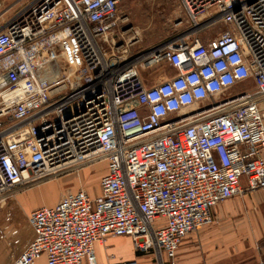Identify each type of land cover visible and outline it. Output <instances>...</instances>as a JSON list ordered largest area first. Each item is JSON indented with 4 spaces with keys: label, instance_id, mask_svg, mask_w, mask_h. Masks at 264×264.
Wrapping results in <instances>:
<instances>
[{
    "label": "built area",
    "instance_id": "obj_1",
    "mask_svg": "<svg viewBox=\"0 0 264 264\" xmlns=\"http://www.w3.org/2000/svg\"><path fill=\"white\" fill-rule=\"evenodd\" d=\"M125 1L36 0L0 27V203L106 163L96 196L80 188L29 213L33 238L13 264H97L110 235L173 260L212 207L264 188V0H178L187 29L134 55ZM216 19L228 28L191 36ZM141 64L176 73L146 85Z\"/></svg>",
    "mask_w": 264,
    "mask_h": 264
},
{
    "label": "crops",
    "instance_id": "obj_2",
    "mask_svg": "<svg viewBox=\"0 0 264 264\" xmlns=\"http://www.w3.org/2000/svg\"><path fill=\"white\" fill-rule=\"evenodd\" d=\"M218 22V28H214L213 24L205 29L191 31V36L206 43L228 28L221 21ZM3 24L0 23V27ZM188 25L180 32L165 36L163 42L176 39ZM138 70L146 85L154 84L147 70L143 67ZM156 73L160 81L175 74L176 70L161 65ZM105 170L98 179L96 192L91 194L87 191L90 196L99 193V180ZM48 183L58 189L54 192L45 190L44 185ZM63 190L62 185L48 181L18 192L12 202L5 204L0 210V229L6 232L1 239L0 264H13L32 240L29 213L42 206L55 205ZM225 200L211 208L213 220L210 224L199 227L182 239L173 260L163 252H136L130 237L110 235L105 240L106 247L94 244L96 263L135 260L136 264H264V188L247 191L239 201L221 204ZM234 214L241 216L235 217ZM33 264H46L45 255H41Z\"/></svg>",
    "mask_w": 264,
    "mask_h": 264
},
{
    "label": "rangeland",
    "instance_id": "obj_3",
    "mask_svg": "<svg viewBox=\"0 0 264 264\" xmlns=\"http://www.w3.org/2000/svg\"><path fill=\"white\" fill-rule=\"evenodd\" d=\"M35 1L36 0H0V23H5L10 20L20 9ZM213 10L216 11L215 9ZM118 13L119 16L125 17V20L119 22V24L121 30H126L124 41L129 44L127 46L130 55L156 46V44L163 42V38L168 34L184 30L188 23L187 16L178 0H126L119 7ZM213 26L214 28L220 26L218 19H216ZM118 42H123V40L120 39ZM139 67H143V65L141 64ZM144 69L150 74L151 81L158 83L157 68L153 70L148 68ZM105 165V161H84L77 163L58 175L47 177L39 183L33 185H20L10 193V196L5 201L0 203V210L7 202H12V199H14L18 192L48 181H53L63 186L64 190L59 199L68 192L80 188L85 189L91 194L95 193L98 179L105 170ZM44 189L49 192H54V190L58 188L48 183L44 185ZM241 199L242 196L229 198L221 204L239 201ZM233 216L240 217L241 215L234 214ZM5 234L6 232L0 229V246L1 239Z\"/></svg>",
    "mask_w": 264,
    "mask_h": 264
},
{
    "label": "bare ground",
    "instance_id": "obj_4",
    "mask_svg": "<svg viewBox=\"0 0 264 264\" xmlns=\"http://www.w3.org/2000/svg\"><path fill=\"white\" fill-rule=\"evenodd\" d=\"M207 15H208V12L203 13V14L199 15L198 19H199V20H202L203 18L207 17ZM99 163H100V162H99Z\"/></svg>",
    "mask_w": 264,
    "mask_h": 264
},
{
    "label": "flooded vegetation",
    "instance_id": "obj_5",
    "mask_svg": "<svg viewBox=\"0 0 264 264\" xmlns=\"http://www.w3.org/2000/svg\"><path fill=\"white\" fill-rule=\"evenodd\" d=\"M234 91H236V90H234Z\"/></svg>",
    "mask_w": 264,
    "mask_h": 264
}]
</instances>
